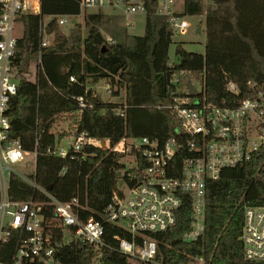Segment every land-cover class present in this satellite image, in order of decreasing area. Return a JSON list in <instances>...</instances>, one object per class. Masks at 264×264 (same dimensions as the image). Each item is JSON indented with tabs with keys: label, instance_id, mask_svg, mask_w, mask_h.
Listing matches in <instances>:
<instances>
[{
	"label": "trees",
	"instance_id": "1",
	"mask_svg": "<svg viewBox=\"0 0 264 264\" xmlns=\"http://www.w3.org/2000/svg\"><path fill=\"white\" fill-rule=\"evenodd\" d=\"M210 1L204 18V52L188 51L177 44L178 61L173 65L168 56L171 27L165 16L155 13L156 0H142L146 9L142 34L121 33L113 42L106 41L101 30L111 17L100 8L85 13L84 32L79 26L68 34L59 29L55 14H78L79 0H41L40 13L19 16L22 33L12 62L17 90L5 114L10 119V136L19 138L24 149L32 150L38 140L33 174L37 184L60 199L78 194L89 206L85 214L99 217L110 199L122 154L94 145L83 146L84 158L48 154L46 149L55 133L60 135L50 130L52 125L70 120L88 135L108 137L112 143L124 136L148 135L163 140L173 134L179 122L164 106L172 101L168 88L171 73L180 75V87L188 76L203 83L206 99L214 103H233L253 95L256 86L264 89V0ZM202 11V0H184V14ZM46 16H51L46 29L53 31L54 37L50 44L39 46L40 24ZM33 63L38 69L30 79ZM99 78L108 80L111 95L123 93L120 102L102 100L87 87ZM229 81L236 84L237 92L228 89ZM79 96L91 105L83 107L77 117ZM123 104L120 115L115 107ZM180 157H176L177 162ZM37 191L18 175H10V198L29 199ZM183 195L174 225L153 233L156 262L139 260V264H179L195 253H202L211 264H264L245 259L239 239L244 206L264 204V143L248 160L222 168L218 178L207 181L204 232L193 241L182 239L190 221V198L187 193ZM109 224L108 230L123 234L119 227ZM13 244L10 239L1 245L4 260ZM58 256L66 264H89L93 251L87 244L73 241ZM103 260L104 264H131L127 255L116 250L105 251Z\"/></svg>",
	"mask_w": 264,
	"mask_h": 264
},
{
	"label": "built area",
	"instance_id": "2",
	"mask_svg": "<svg viewBox=\"0 0 264 264\" xmlns=\"http://www.w3.org/2000/svg\"><path fill=\"white\" fill-rule=\"evenodd\" d=\"M104 6L125 14L146 13L142 0H79L78 14ZM40 11L41 0H0V264H66L58 254L73 241L92 249L89 264H104L103 253L112 250L127 255L130 261L156 262L157 240L153 233L174 225L183 193L190 198V221L182 239L199 238L205 226L207 181L218 178L224 167L242 164L264 143L263 87L256 86L253 95L233 103H214L206 99L203 83L196 81L197 86L188 76L186 84L180 87V75L171 73L168 88L172 101L164 106L179 122L173 134L163 140L148 135L124 136L112 143L108 137L88 135L70 120H65L58 129L51 126L50 130L60 135L55 133L53 143L46 149L48 154L84 158V145L130 154V158L120 161L122 166L116 170L115 185L110 199L99 211L100 216L86 215L89 209L86 199L81 201L78 194L60 199L35 182L38 140L32 150L24 149L19 138L10 136V119L5 114L17 90L12 62L21 35L16 34V26L22 25L19 16ZM154 11L167 18L171 38L175 33L187 32L189 22L177 10L176 0H156ZM78 14H55L56 24L68 25ZM50 17H44L40 24L39 46L53 40L54 32L46 29ZM106 41L114 39L107 36ZM69 79L73 80L74 76L70 75ZM187 80L195 86L197 94H190ZM249 84L255 85L254 81ZM227 87L237 92L233 81ZM77 100L79 117L83 107L91 104L83 96ZM125 105L115 107L116 112L122 115ZM30 161L33 164L30 176L21 175L11 167ZM64 170L62 167L61 172ZM12 173L31 183L37 193L25 200L10 198L8 185ZM107 223L119 227L123 234L108 230ZM10 239L14 241L13 249L4 260L1 245ZM239 239L245 259L264 262V204L244 206ZM179 264L211 263L206 262L202 253H195Z\"/></svg>",
	"mask_w": 264,
	"mask_h": 264
},
{
	"label": "rangeland",
	"instance_id": "3",
	"mask_svg": "<svg viewBox=\"0 0 264 264\" xmlns=\"http://www.w3.org/2000/svg\"><path fill=\"white\" fill-rule=\"evenodd\" d=\"M183 2L184 0H176L177 10L183 13ZM203 4V2H202ZM204 6V5H203ZM106 14H109L111 17L110 21L103 23L101 26V30L105 37L110 36L113 39H118L119 34L128 33V34H142L144 32L145 26V15L143 13H132L125 14L117 10H112V8L108 6H104L102 8ZM91 11H95L94 8H90ZM86 12L75 15L74 18L70 21L68 25H59V29L68 34L70 29L76 26L81 28V31L84 32V15ZM184 14V13H183ZM185 18L189 22V27L186 33L179 34L175 33L172 36V40L169 46L168 56L169 61L175 63L178 61L177 56L175 55V47L177 44H181L188 51L195 52H204L205 47V39L206 33L204 28V21L202 18L195 14H184ZM198 26L201 28L198 30ZM22 33V25L19 23L16 26V34ZM38 65L33 63L30 67V71L28 73V77L30 79H34L37 73ZM195 84L198 86V83L194 80ZM90 84V88H92L93 93L99 96L102 100H110L115 102H120L123 97V93L119 96L111 95V90L108 86V80L105 78H99L96 81H92L88 83ZM64 121L57 123L56 125H52L55 129H58L63 125ZM130 158V154L128 152L123 153L120 156V161H124ZM11 167L17 171V173L30 176L33 173V164L30 161L29 164H12ZM131 264H139L138 261L133 260Z\"/></svg>",
	"mask_w": 264,
	"mask_h": 264
},
{
	"label": "crops",
	"instance_id": "4",
	"mask_svg": "<svg viewBox=\"0 0 264 264\" xmlns=\"http://www.w3.org/2000/svg\"><path fill=\"white\" fill-rule=\"evenodd\" d=\"M202 2H203V11L201 12V13H199V14H195V15H198V16H200L201 18H202V20L204 21V18H205V12H206V8L209 6V5H211L212 3H211V1L210 0H202ZM201 27L200 26H198V30L200 29ZM204 28H205V24H204ZM90 86V84L88 85L87 84V87H89Z\"/></svg>",
	"mask_w": 264,
	"mask_h": 264
},
{
	"label": "water",
	"instance_id": "5",
	"mask_svg": "<svg viewBox=\"0 0 264 264\" xmlns=\"http://www.w3.org/2000/svg\"><path fill=\"white\" fill-rule=\"evenodd\" d=\"M187 86L189 89V92L191 95H195L197 94V89L195 88V86L190 82V80H187ZM48 187H50V185H48Z\"/></svg>",
	"mask_w": 264,
	"mask_h": 264
}]
</instances>
